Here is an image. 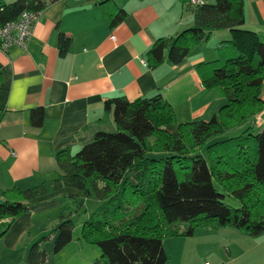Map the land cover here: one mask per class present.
I'll return each mask as SVG.
<instances>
[{"label": "trees", "instance_id": "obj_1", "mask_svg": "<svg viewBox=\"0 0 264 264\" xmlns=\"http://www.w3.org/2000/svg\"><path fill=\"white\" fill-rule=\"evenodd\" d=\"M57 1H0V28L24 11L38 14ZM186 1L180 0L192 15L191 27L158 38L145 53V63L149 69L175 66L212 33L227 30L230 40L218 50L226 48L235 56L202 79L204 89H217L225 99L218 112L208 120L178 122L159 92L133 101L107 100L104 109L111 112L114 129L96 132L75 154L57 152L60 177L0 191V236L28 212L30 201L63 188L99 201L82 222L79 239L96 247L98 262L104 264H165L163 240L189 237L197 228L264 234V125L258 131L252 126L264 110V42L242 28L244 0ZM100 5H105L103 16L111 27L124 20L126 13L110 0ZM69 43V37L59 35L60 56ZM30 117L40 126L42 108L32 109ZM238 129L237 136L213 141ZM227 196L239 206L226 204ZM73 227L69 216L61 217L56 228L30 246L28 264L47 260L39 246L54 234L53 253H58L71 241Z\"/></svg>", "mask_w": 264, "mask_h": 264}, {"label": "crops", "instance_id": "obj_2", "mask_svg": "<svg viewBox=\"0 0 264 264\" xmlns=\"http://www.w3.org/2000/svg\"><path fill=\"white\" fill-rule=\"evenodd\" d=\"M104 1L51 3L37 14L25 50H0V191L60 177L57 152L75 154L96 132L114 129L111 112L104 109L107 100L133 101L159 92L178 122L208 120L225 103L217 89H204L202 79L221 61L218 45L230 40L227 30L212 33L177 65L149 69L144 55L150 46L191 27L187 6L180 0H110L126 13L111 27L100 5ZM243 7L242 28L262 40L264 1L244 0ZM60 34L70 38L63 56ZM35 108L43 110L40 126L31 123ZM87 201L66 188L30 201L28 212L0 236V264H28L30 246ZM88 214L85 210L83 217ZM84 220L73 222L72 239L58 253H53L55 234L40 243L48 256L43 264H104L98 249L79 239ZM162 246L165 264H264V234L251 237L232 227L197 228L189 237L164 239Z\"/></svg>", "mask_w": 264, "mask_h": 264}, {"label": "built area", "instance_id": "obj_3", "mask_svg": "<svg viewBox=\"0 0 264 264\" xmlns=\"http://www.w3.org/2000/svg\"><path fill=\"white\" fill-rule=\"evenodd\" d=\"M191 5H200L205 0H189ZM37 14L22 12L19 16L7 22L0 28V50L7 52L9 48L16 47L25 50L26 44L32 36V28Z\"/></svg>", "mask_w": 264, "mask_h": 264}, {"label": "rangeland", "instance_id": "obj_4", "mask_svg": "<svg viewBox=\"0 0 264 264\" xmlns=\"http://www.w3.org/2000/svg\"><path fill=\"white\" fill-rule=\"evenodd\" d=\"M186 2L189 3V0H187ZM205 2L208 3V4H212V3L215 2V0H205ZM215 34H221V32H218V33H215ZM261 41L264 42V38ZM221 46H226V44H221ZM225 49L226 48L220 49L221 52L216 57V59L219 58L220 56L222 58L221 61L217 64L218 66L222 64V62L224 61L225 58L227 59L228 57H234L235 56V54L234 55L233 54L231 55L230 52H228L227 55H224L225 52H226ZM261 95H262V97L264 99V85H263V88H262V94ZM263 112H264V110L260 114H258L255 117V119L253 120L252 126H253V128H254L255 131L260 130L261 127L264 125V115H261ZM260 116H261V119H260ZM240 131H241V129H238L237 131H230L229 133H227V134H225L223 136H220V137L215 138L213 141H221V140L226 139L228 137L237 136V135L240 134ZM216 187H217V189L219 191H221L220 187H218V186H216ZM224 202L226 204L234 207V208H236V207L239 206V202L236 199H234L233 197H231V196H227L224 199ZM75 206L76 207L77 206L79 207L80 206V203H77ZM99 206H100V203H99L98 200H96L94 198L88 199V201L86 202V205L80 206V209L77 210L76 214H74V216L71 217L72 218V221L77 223L80 218L87 219L92 212H94V211L97 210V208ZM85 210H88L89 211V214L86 217H83ZM178 225L180 227H182V228L186 227V223H179ZM77 231L80 234V228H78Z\"/></svg>", "mask_w": 264, "mask_h": 264}]
</instances>
